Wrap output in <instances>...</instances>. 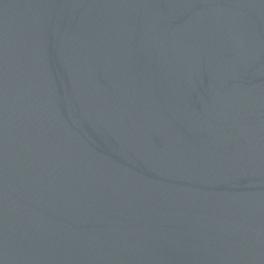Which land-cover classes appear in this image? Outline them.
Here are the masks:
<instances>
[{"label":"water","instance_id":"95a60500","mask_svg":"<svg viewBox=\"0 0 264 264\" xmlns=\"http://www.w3.org/2000/svg\"><path fill=\"white\" fill-rule=\"evenodd\" d=\"M0 264H264V0H0Z\"/></svg>","mask_w":264,"mask_h":264}]
</instances>
